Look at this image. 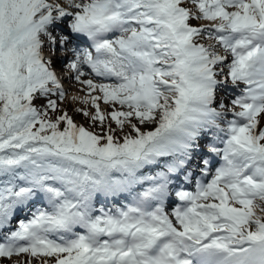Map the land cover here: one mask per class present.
Instances as JSON below:
<instances>
[{
    "label": "snow or ice",
    "instance_id": "obj_1",
    "mask_svg": "<svg viewBox=\"0 0 264 264\" xmlns=\"http://www.w3.org/2000/svg\"><path fill=\"white\" fill-rule=\"evenodd\" d=\"M0 259L264 264V0H0Z\"/></svg>",
    "mask_w": 264,
    "mask_h": 264
},
{
    "label": "rangeland",
    "instance_id": "obj_2",
    "mask_svg": "<svg viewBox=\"0 0 264 264\" xmlns=\"http://www.w3.org/2000/svg\"><path fill=\"white\" fill-rule=\"evenodd\" d=\"M193 23H197L196 21H193ZM63 26V25H61ZM59 37V35H58ZM78 92V90L76 91V93ZM38 102V107L43 103V100L42 99H38L35 103ZM225 103H229L228 100H225ZM61 107L64 108L65 110H67L69 112L70 115H73V118H74V121L77 123V124H83L85 127H88V121L86 120V118H84L82 115H76L74 114V109L76 107H78V105L75 103V102H72L71 99H68V101H64L62 104H61ZM107 108L106 105L103 104V102H101V109H105ZM99 130V129H97ZM139 190V189H138ZM95 207L96 208H100L101 205L99 204H95ZM16 259H21V260H24V261H27L28 260V257L27 256H22V257H19V258H16V257H13L12 260H16ZM0 264H11V261L7 260V259H0ZM33 264H39V261H33Z\"/></svg>",
    "mask_w": 264,
    "mask_h": 264
},
{
    "label": "bare ground",
    "instance_id": "obj_3",
    "mask_svg": "<svg viewBox=\"0 0 264 264\" xmlns=\"http://www.w3.org/2000/svg\"><path fill=\"white\" fill-rule=\"evenodd\" d=\"M59 33V30H56V31H54L53 32V35H57ZM158 170V169H157ZM151 171H152V169H151ZM124 194H122V195H120V197H122ZM103 200V198H101L100 196H98L97 198H96V200H95V202L96 201H102ZM41 203V201L40 202H37V204H40ZM167 204H170V202L169 203H167ZM29 208H32V206L30 205V206H28Z\"/></svg>",
    "mask_w": 264,
    "mask_h": 264
}]
</instances>
